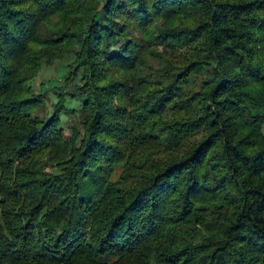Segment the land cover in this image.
Instances as JSON below:
<instances>
[{"label": "trees", "instance_id": "1", "mask_svg": "<svg viewBox=\"0 0 264 264\" xmlns=\"http://www.w3.org/2000/svg\"><path fill=\"white\" fill-rule=\"evenodd\" d=\"M0 264H264V0H0Z\"/></svg>", "mask_w": 264, "mask_h": 264}, {"label": "rangeland", "instance_id": "2", "mask_svg": "<svg viewBox=\"0 0 264 264\" xmlns=\"http://www.w3.org/2000/svg\"><path fill=\"white\" fill-rule=\"evenodd\" d=\"M60 67H62V65L60 66V65H57L56 64L52 68H49L47 70H44L42 72V74H41L40 79L42 81H45V82H46V80L51 79V80H53V82H55V80L58 79L59 76L63 73L62 71H64L63 67L62 68H60ZM50 87H52V85ZM42 89H44V86L39 85L37 83L36 84V90H37V92H40ZM72 124H76V121H72Z\"/></svg>", "mask_w": 264, "mask_h": 264}]
</instances>
